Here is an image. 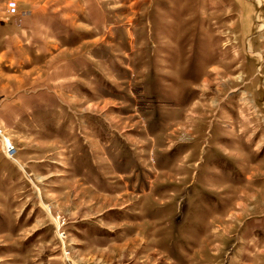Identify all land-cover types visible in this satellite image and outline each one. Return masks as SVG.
I'll use <instances>...</instances> for the list:
<instances>
[{
    "label": "rangeland",
    "instance_id": "obj_1",
    "mask_svg": "<svg viewBox=\"0 0 264 264\" xmlns=\"http://www.w3.org/2000/svg\"><path fill=\"white\" fill-rule=\"evenodd\" d=\"M134 18L87 109H37L32 78L0 93L16 150L0 136V264H264V0H151ZM79 112L89 139L65 159L47 120Z\"/></svg>",
    "mask_w": 264,
    "mask_h": 264
},
{
    "label": "crops",
    "instance_id": "obj_2",
    "mask_svg": "<svg viewBox=\"0 0 264 264\" xmlns=\"http://www.w3.org/2000/svg\"><path fill=\"white\" fill-rule=\"evenodd\" d=\"M6 1L0 0L1 17L4 16ZM15 1L18 11L22 14L20 20L9 18L0 21V93L8 90L10 86L14 91H19L24 86L25 78H32V82L38 85L45 84L36 95V108L49 111L87 109L90 106L88 94L99 93V89H95L96 84L92 82H96L98 86L99 80L108 76L109 71L113 69L115 61L118 60L116 48L123 51L127 46L136 44L132 32L136 27L134 16L141 11V7L151 2ZM61 94H65L64 97ZM78 98L80 101L85 100V104L75 107L73 103H76L74 100ZM79 113L81 115L76 119L55 116L56 118L48 117L47 120L50 125L64 126L61 135L48 141L60 142L65 159L74 154L71 153L73 146L79 147L81 143L84 145L85 138L89 139L87 135H90V122L84 116L85 112ZM47 122L40 120L41 125L37 131L41 132L42 126L49 125ZM74 124L87 134L81 136V142L76 139L77 135L71 134ZM114 132L121 136L118 131ZM80 155L78 152L76 156ZM75 167L65 164L59 168L61 171L57 172L56 176L79 171L86 174L85 179L88 182L90 179L94 182L97 179L95 175L92 178L88 175L89 170L85 164L78 165V170H74ZM94 187L100 188L99 184Z\"/></svg>",
    "mask_w": 264,
    "mask_h": 264
},
{
    "label": "built area",
    "instance_id": "obj_3",
    "mask_svg": "<svg viewBox=\"0 0 264 264\" xmlns=\"http://www.w3.org/2000/svg\"><path fill=\"white\" fill-rule=\"evenodd\" d=\"M22 17V14L18 11L17 4L15 0H7L5 3V11H4V16H0V21H5L8 20L9 18H14L20 20ZM0 136L2 139L3 143V151L7 157H13L15 154V148L13 144L7 141V138L3 136L1 130H0Z\"/></svg>",
    "mask_w": 264,
    "mask_h": 264
}]
</instances>
